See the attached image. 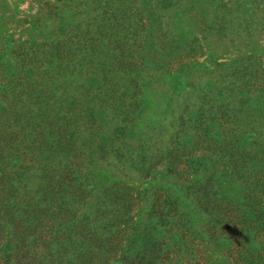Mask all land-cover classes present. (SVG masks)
<instances>
[{
  "label": "rangeland",
  "instance_id": "obj_1",
  "mask_svg": "<svg viewBox=\"0 0 264 264\" xmlns=\"http://www.w3.org/2000/svg\"><path fill=\"white\" fill-rule=\"evenodd\" d=\"M0 264H264V0H0Z\"/></svg>",
  "mask_w": 264,
  "mask_h": 264
}]
</instances>
